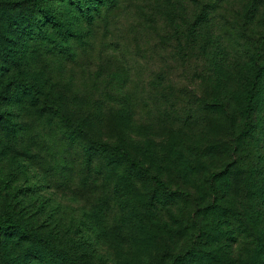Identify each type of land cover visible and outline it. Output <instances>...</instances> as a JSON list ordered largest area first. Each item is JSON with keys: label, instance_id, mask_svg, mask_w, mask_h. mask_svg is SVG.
I'll list each match as a JSON object with an SVG mask.
<instances>
[{"label": "trees", "instance_id": "trees-1", "mask_svg": "<svg viewBox=\"0 0 264 264\" xmlns=\"http://www.w3.org/2000/svg\"><path fill=\"white\" fill-rule=\"evenodd\" d=\"M52 1L62 6H55L52 2L41 7L33 0L20 3L0 0L2 181H15L20 163H25L28 158L26 154L31 155L24 142H38L35 134L39 127L43 131L45 129L43 142H66L78 158L71 162L74 170L85 169V174L75 172L74 176L68 178L69 190L80 180L85 188L91 184L93 188L97 186L95 190L101 188L105 193L113 192L114 196H118V201L122 185L131 183V186L137 187L140 183L143 186L153 181L157 189L163 190L169 197L170 194L174 196L160 177H150L149 170L143 167L142 162L131 160L125 148L118 144L126 141L127 124L130 125L133 119L128 102L123 100L119 103L114 96L118 88L125 89V83L115 85L106 79L111 73H106L103 65L112 62L115 54L105 49L102 34L110 32L109 28L115 23L113 19L120 15L122 1ZM183 1L186 12L182 11L177 23L171 21L177 30L178 61L184 66L197 62L194 73L198 76L190 81L215 84L211 94L198 93V96H194L191 91L182 93L189 99L183 122L205 126L209 124L211 113L221 110L228 126L223 137L230 142H238L246 151L245 155L249 158L246 168L250 175L248 180L253 184L252 193L243 195L240 206L237 209L234 207L237 213L230 216L228 223L237 228L231 231L229 238L233 240L235 232L243 235L246 242L244 248L249 247L242 250V256L244 251H248L247 254L244 252L243 264H264V159L259 158L264 149V33L257 40H249V47L244 46V50L235 47L232 53L228 49L230 39L224 43L220 34L212 37L205 29L212 14L218 13L223 19L229 16L230 21L236 18L247 23L253 19L259 20V25L263 27L261 31H264V0ZM131 8L134 14L144 17L139 29H156L158 19H147L145 16L162 15L161 0H139ZM96 42L102 43L97 47ZM139 43H135L134 49L142 46ZM145 59L140 58L141 61ZM139 75H142L141 71ZM165 75L159 73L150 78L149 85L163 86L157 83H163L165 79L169 85V74L163 80ZM136 79L142 80L135 88L139 91L136 104L140 107L138 103L145 94V80ZM235 99H239L237 108L233 104ZM228 112H233L235 118L230 115L229 119ZM116 114L121 115L125 133L117 134L115 126L119 120H116ZM232 145H225L226 152L231 150V160L226 163L227 166L231 161L234 163L232 157L238 155L234 151L236 145ZM251 155L253 158L250 159ZM124 159L128 161L123 162ZM123 164H129V175L120 170L119 166ZM226 170L224 167L219 172H212L207 180L211 190L216 193V199L232 203L235 197H228L231 189L225 191L217 188V180L220 179L231 186ZM3 193L0 264H36L39 260L48 264L50 259L65 260L68 248L63 243L69 240L62 233L60 236L62 230L43 229L42 225L32 223L16 210V204L12 202L14 198L7 196L11 192L5 190ZM151 195L149 209L159 210L155 201L159 203L160 198L154 191ZM179 197L184 203L191 199L187 193ZM223 208L229 207L220 203L202 206L205 211L217 212ZM222 231L225 229H221L217 235ZM203 234L204 227L200 223L192 245L183 252V256L200 250L195 241ZM251 244L257 247V256ZM210 254L214 258L220 256L217 248ZM233 259H230L231 263Z\"/></svg>", "mask_w": 264, "mask_h": 264}, {"label": "rangeland", "instance_id": "rangeland-1", "mask_svg": "<svg viewBox=\"0 0 264 264\" xmlns=\"http://www.w3.org/2000/svg\"><path fill=\"white\" fill-rule=\"evenodd\" d=\"M11 1L20 3L25 0ZM33 1L41 7L52 2L55 6H62L52 0ZM120 1V15L113 19L115 23L109 28L110 32L102 34L105 49L115 54L112 62L103 65L104 71L111 73L106 79L115 85L125 83V89L118 88L114 96L119 103L123 100L128 102L133 119L130 125L127 124L126 141L118 144L125 148L131 160L142 162L150 177H160L174 196L170 194L169 197L157 189L153 181L143 186L140 183L137 187L131 183L122 185L118 201L113 192L105 193L101 188L95 190L97 186L93 188L91 184L85 188L80 180L69 190L68 178L75 172L85 174V169L74 170L71 162L78 158L66 142H43L45 129L37 127L35 136L38 142H24L31 155L26 154L25 163H20L15 181L5 183L0 174V215L3 192L7 190L11 192L10 195L7 193L8 198H14L12 202L16 204V210L29 221L42 225L43 229L62 230L60 236L62 233L69 240L63 243L68 248L67 256L63 261L50 259L48 264H243L244 252L247 254L248 251H244L242 256V250L249 247L244 248L243 235L237 232L230 240L231 231L237 227L228 221L237 213L235 208L242 203L243 195L252 193L253 184L248 180L250 175L246 168L249 158L238 142H230L223 137L228 126L221 110L211 113L209 124L205 126L183 122L189 99L182 93L191 91L198 96V93L211 94L215 88L213 82L198 84L190 81L198 76L194 73L196 61L185 66L178 61L177 30L171 21L177 23L182 11L186 12L184 1L161 0L162 15L145 16L158 19L154 30L139 29L144 17L134 14L131 8L139 0ZM225 19L213 13L205 29L212 37L220 34L224 43L230 39L228 49L232 53L235 47L241 50L245 49L244 46L249 47V40H257L264 33L259 20L247 23L241 18L230 21L228 16ZM139 41L142 46L134 49ZM101 43L96 42L95 45L98 47ZM140 58L146 59L141 61ZM140 71L142 75H139ZM159 73H166L163 80L169 74V85L165 79L163 83H157L163 86L151 87L150 78ZM136 77L145 80V94L138 103L140 107L136 104L139 91L135 88L142 80ZM233 104L237 108L239 99H235ZM230 115L235 118L233 112L229 113V119ZM116 117L119 120L115 126L117 134L125 133L121 115L116 114ZM225 145H236L234 151L238 152L232 157L234 163L231 161L228 166L226 163L231 160V150L226 152ZM259 158L264 159V149ZM128 167L129 164L119 166L129 175L131 169ZM224 167L230 175L231 186L220 179L217 180V188L225 191L230 188L228 197H235L232 203L216 199V193L207 180L212 172H219ZM153 191L160 198L159 203L155 201L159 210L148 206ZM183 193L191 195L190 201L183 202L179 197ZM212 203L229 208L217 212L202 210V206ZM200 223L204 234L195 242L202 251L195 250L183 256V252L192 245ZM221 229L225 231L217 235ZM251 246L257 256V247ZM215 248L220 254L217 258L210 254ZM35 263L46 264L41 260Z\"/></svg>", "mask_w": 264, "mask_h": 264}]
</instances>
